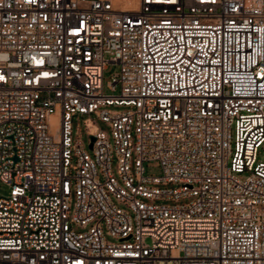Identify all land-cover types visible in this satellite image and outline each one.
Masks as SVG:
<instances>
[{
	"label": "built area",
	"instance_id": "1",
	"mask_svg": "<svg viewBox=\"0 0 264 264\" xmlns=\"http://www.w3.org/2000/svg\"><path fill=\"white\" fill-rule=\"evenodd\" d=\"M111 2L0 0V264H264V0Z\"/></svg>",
	"mask_w": 264,
	"mask_h": 264
},
{
	"label": "rangeland",
	"instance_id": "2",
	"mask_svg": "<svg viewBox=\"0 0 264 264\" xmlns=\"http://www.w3.org/2000/svg\"><path fill=\"white\" fill-rule=\"evenodd\" d=\"M120 1L119 0H112L113 5H117ZM125 4L134 7L135 2L133 0H125ZM116 66L113 64H107L106 68L103 70L102 75V92L107 95H116L118 93V87L116 86L113 90H111L108 86L110 81V75L115 71ZM110 109H121L122 107H115L110 106ZM99 126L102 130L108 132V128L104 123H100L94 118H90L87 115H83L78 117L77 119H73V137H77L82 141L84 149L90 153V149L88 148V137L86 132L93 133L96 129V126ZM115 166V159L112 161V168L114 170ZM143 169L145 175H158L159 174V167L156 161H146L143 162ZM6 191V187L3 183L0 182V194Z\"/></svg>",
	"mask_w": 264,
	"mask_h": 264
},
{
	"label": "bare ground",
	"instance_id": "3",
	"mask_svg": "<svg viewBox=\"0 0 264 264\" xmlns=\"http://www.w3.org/2000/svg\"><path fill=\"white\" fill-rule=\"evenodd\" d=\"M120 1V3L122 4V6L124 7V8H132V7H130V6H128V5H126L125 4V0H119ZM133 2H135V0H133ZM136 5V4H135ZM133 8H135V6L133 7ZM49 121H51V122H53L54 123V117L53 116H51V117H49ZM53 128H55V126H53Z\"/></svg>",
	"mask_w": 264,
	"mask_h": 264
},
{
	"label": "water",
	"instance_id": "4",
	"mask_svg": "<svg viewBox=\"0 0 264 264\" xmlns=\"http://www.w3.org/2000/svg\"><path fill=\"white\" fill-rule=\"evenodd\" d=\"M90 140L92 141V138ZM90 147H91V144H88V148H90Z\"/></svg>",
	"mask_w": 264,
	"mask_h": 264
}]
</instances>
